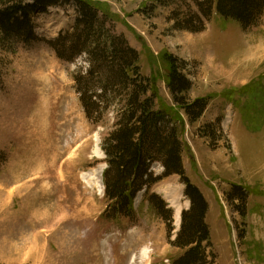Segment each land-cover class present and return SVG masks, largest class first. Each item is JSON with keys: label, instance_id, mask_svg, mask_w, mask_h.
<instances>
[{"label": "rangeland", "instance_id": "374dc122", "mask_svg": "<svg viewBox=\"0 0 264 264\" xmlns=\"http://www.w3.org/2000/svg\"><path fill=\"white\" fill-rule=\"evenodd\" d=\"M103 1L115 18L107 27L138 50L141 73L160 77L156 107L169 108L179 126L185 174L209 203V261L264 264V18L244 28L214 11L193 32L178 24L189 26L203 0ZM50 2L30 9L35 40L0 43V264H172L184 251L173 242L182 224L175 209L191 206L186 186L177 174L163 178L137 194L131 217H107L112 209L95 180L103 185V142L119 105L99 103L88 118L75 81L89 67L87 54L66 61L52 44L74 30L79 8ZM165 52L183 61L193 84L187 98H207L197 121L162 79ZM162 167L151 170L158 176ZM152 193L172 211L171 231Z\"/></svg>", "mask_w": 264, "mask_h": 264}, {"label": "trees", "instance_id": "16d2710c", "mask_svg": "<svg viewBox=\"0 0 264 264\" xmlns=\"http://www.w3.org/2000/svg\"><path fill=\"white\" fill-rule=\"evenodd\" d=\"M50 1L0 0V5H5L0 7V43L13 38L35 40V22L30 9L55 4ZM66 1H75L79 18L73 31L60 34L52 44L57 56L66 61L87 54L88 69L75 74L76 88L86 115L92 119L93 112L102 108L99 103L119 105L117 127L103 142L108 163L104 171L105 191L112 209L107 217H131L135 211L134 200L141 190L151 188L164 177L177 174L186 186L185 195L189 197L191 206L182 212L181 229L173 242L184 251L172 264H211L208 249L213 244L206 221L209 203L185 174L181 156L184 145L179 126L169 108H164V105L156 107L160 77L153 70L150 76H144L138 50L124 35H118L107 27V19L115 18L105 1ZM199 10L200 15L184 22L189 26L178 24V27L202 31L204 24L192 25L203 23V19L209 20L214 11L238 21L244 28L255 26L264 18V0H203ZM162 60L168 65L167 75L162 79L174 102L191 121H197L206 110L207 98H187L193 84L184 73L180 58L165 52ZM182 118L180 116L184 123ZM154 162L164 166L163 174L155 176L151 170ZM240 189L236 186L235 195L243 197ZM149 200L155 211L168 221L171 231L172 211L165 210L166 204L158 194L152 193Z\"/></svg>", "mask_w": 264, "mask_h": 264}, {"label": "bare ground", "instance_id": "6f19581e", "mask_svg": "<svg viewBox=\"0 0 264 264\" xmlns=\"http://www.w3.org/2000/svg\"><path fill=\"white\" fill-rule=\"evenodd\" d=\"M82 178L84 179V180H87V183H89V184H93V181H92V179L89 177V176H87V174H85V173H83V175H82ZM95 183L97 184V185H99L100 187H102L103 188V186L104 185H100V182H99V180H95ZM167 190V189H166ZM165 190V192H167ZM170 191V190H169ZM164 192V193H165ZM168 193V195L167 196H169L170 194H169V192H167ZM166 194V193H165ZM173 194V193H172ZM181 212H182V210H181V208L180 207H177L176 208V214L178 215V216H181ZM180 223H181V221H180ZM21 247H23L24 246V243H21V245H20ZM146 250L147 249H145L144 251L146 252ZM37 250H36V248H34V253L36 252Z\"/></svg>", "mask_w": 264, "mask_h": 264}, {"label": "crops", "instance_id": "0c3cea01", "mask_svg": "<svg viewBox=\"0 0 264 264\" xmlns=\"http://www.w3.org/2000/svg\"><path fill=\"white\" fill-rule=\"evenodd\" d=\"M165 190H166V189H164V188H163V189L161 190V192H162L163 194H165V193H164V192H165Z\"/></svg>", "mask_w": 264, "mask_h": 264}]
</instances>
